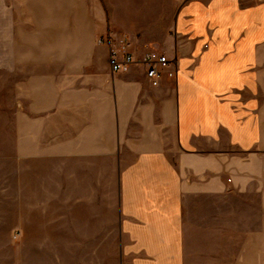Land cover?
<instances>
[{"label":"crops","instance_id":"1","mask_svg":"<svg viewBox=\"0 0 264 264\" xmlns=\"http://www.w3.org/2000/svg\"><path fill=\"white\" fill-rule=\"evenodd\" d=\"M174 2L128 37L168 58L154 84L111 70L101 1L0 0L17 201L63 196L102 224L112 195L118 264H264V0Z\"/></svg>","mask_w":264,"mask_h":264},{"label":"rangeland","instance_id":"2","mask_svg":"<svg viewBox=\"0 0 264 264\" xmlns=\"http://www.w3.org/2000/svg\"><path fill=\"white\" fill-rule=\"evenodd\" d=\"M56 1L72 0H41ZM97 1L106 7L109 21L120 33L117 36L127 38L134 33H160L175 6L174 0ZM9 111L0 106V136H8L0 138V259L12 264L11 260L15 262L23 254L25 264H118L119 235L112 195L106 194L102 224L101 220L98 223L82 217L88 213L81 211L80 203H66L63 196L40 203L39 196L33 202L32 197L25 195L18 203L12 138L15 124Z\"/></svg>","mask_w":264,"mask_h":264},{"label":"built area","instance_id":"3","mask_svg":"<svg viewBox=\"0 0 264 264\" xmlns=\"http://www.w3.org/2000/svg\"><path fill=\"white\" fill-rule=\"evenodd\" d=\"M99 43H106L109 46V63L113 72H124L134 64H140L146 77L154 84L158 83L166 72L168 58L158 50H150L139 58H136L130 50V41L126 36L112 35L110 32L104 37L98 38ZM169 76L173 72L167 71Z\"/></svg>","mask_w":264,"mask_h":264}]
</instances>
